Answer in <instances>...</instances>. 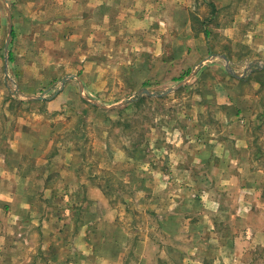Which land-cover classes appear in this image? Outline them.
<instances>
[{
  "label": "rangeland",
  "instance_id": "1",
  "mask_svg": "<svg viewBox=\"0 0 264 264\" xmlns=\"http://www.w3.org/2000/svg\"><path fill=\"white\" fill-rule=\"evenodd\" d=\"M21 1L27 6L21 12L29 19L24 34L28 28L37 37H20L23 54H15L19 27L13 15L18 8L0 0V12L7 17L0 73L9 95L20 94L18 80L26 91H33L31 99L68 95L63 105L71 111L70 118L63 124L69 116L62 115L58 135L71 140L61 144L56 157L69 164L60 167L68 174L60 189H68L69 195L51 199L40 195L49 183L32 182L30 188L28 184V213L22 219L20 214L2 217L6 233L0 237V256L5 261L0 264H51L56 254L63 259L56 264H97L99 248L104 253L120 250L123 264H264L260 61L252 63L256 69L240 64L225 71L196 63L169 70L166 83L160 84L144 67L152 54L131 49L127 38L114 52H96L90 37L69 42V36H54L51 19L63 17L62 7L52 6L51 0ZM31 52L42 54L40 68L21 69L30 65ZM256 81L259 87L254 88ZM218 82L247 110L240 122L248 133L243 143L253 151L248 165H213L216 159L209 147L218 140L215 130L221 125L215 116L221 109L213 103ZM66 206L77 223L98 229L91 231L93 244L81 249L83 257L78 259L74 251H64L65 244L71 249V242L51 234V212L63 215L61 207ZM99 232L102 237L114 235L118 247H99Z\"/></svg>",
  "mask_w": 264,
  "mask_h": 264
},
{
  "label": "crops",
  "instance_id": "2",
  "mask_svg": "<svg viewBox=\"0 0 264 264\" xmlns=\"http://www.w3.org/2000/svg\"><path fill=\"white\" fill-rule=\"evenodd\" d=\"M9 2L18 8L13 15L19 27L17 35L14 36V48L17 49L15 54L20 56L23 54L19 47L23 45L22 37L34 39L37 33L31 35V30L27 28L24 34V23L29 21L25 20L26 14L21 12L27 10L23 7L26 6L25 2ZM51 5L63 9V17L58 20L51 19V31L57 32L54 36H69V42L90 37L94 40L90 46H94L99 53L104 48L114 52L125 41L124 38H127L131 49L135 48L149 57L152 54L149 63L144 67L149 70V78L158 79L160 84L166 83L169 70H184L196 63H202L203 66L209 64L213 71H225L228 67H242L240 64H244V69H256L257 66L252 63L260 61V71L264 74V0H51ZM1 12L0 70L3 57L2 34L7 20L6 14ZM53 14L56 16V13ZM32 15L34 19L35 16ZM29 44L33 49L35 42L31 40ZM40 54L38 52L37 56L35 52H31L30 65L21 69L38 70ZM16 84L20 94L9 95L7 80L0 73V237L6 233L2 217L20 214L22 219V215L28 213V204H25L24 198L30 183H49L51 186L43 194L40 193L44 197L53 199L69 195L68 189H60L63 186L61 182L68 176L65 168L61 170L60 167L69 164L66 160L64 163L57 160L56 157V151H60L61 144H66V139L71 140L70 137L58 135L62 115L69 116L63 117V124L70 118L71 111L66 110L63 105L68 95L61 93L46 99H31L33 91H26L21 80ZM70 86L66 85L67 88ZM253 87H259V82L253 83ZM214 88L216 95L213 103L221 109L215 116L221 119V125L215 130L218 140L209 147L213 152L211 155L216 159L213 165H248L251 163L249 156L253 157V151L248 148L246 141L243 143L248 133L240 122L241 116L247 110L236 104V99L228 97L221 82L215 84ZM12 97L15 101H12ZM52 117L56 119L51 120ZM230 140L233 141L231 146ZM233 151L236 155L231 158ZM64 187L70 188L71 185ZM260 204L257 205L260 207ZM62 208L63 215L51 212V234L54 239L63 235L66 243L71 242V249L65 244L67 250L64 251H74L73 258L78 259L83 257L84 251L81 249L93 244L91 238L95 234L91 231L97 232L98 229L94 230V227H88L85 223H77L67 206ZM256 211L259 212L258 209ZM109 227L114 228L113 225H107ZM113 236L111 234L102 237L99 232L96 239L99 247H118L119 242ZM119 251L104 253L99 248L95 252L96 263L123 264L125 255ZM61 260L63 259H60V254L51 256V264L62 263ZM3 261L4 258L0 256V262Z\"/></svg>",
  "mask_w": 264,
  "mask_h": 264
},
{
  "label": "water",
  "instance_id": "3",
  "mask_svg": "<svg viewBox=\"0 0 264 264\" xmlns=\"http://www.w3.org/2000/svg\"><path fill=\"white\" fill-rule=\"evenodd\" d=\"M142 93H148V91H146V90H143V91H142Z\"/></svg>",
  "mask_w": 264,
  "mask_h": 264
}]
</instances>
